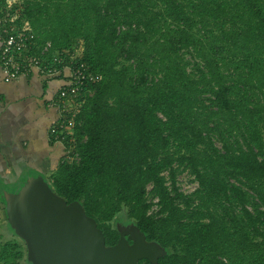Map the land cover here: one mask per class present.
<instances>
[{"label": "trees", "instance_id": "obj_1", "mask_svg": "<svg viewBox=\"0 0 264 264\" xmlns=\"http://www.w3.org/2000/svg\"><path fill=\"white\" fill-rule=\"evenodd\" d=\"M11 11L36 34L33 53L79 48L99 75L73 102L70 152L49 183L107 245L125 211L165 248L156 264H264V0H12ZM182 170L198 183L189 194ZM23 257L0 238V264Z\"/></svg>", "mask_w": 264, "mask_h": 264}, {"label": "water", "instance_id": "obj_2", "mask_svg": "<svg viewBox=\"0 0 264 264\" xmlns=\"http://www.w3.org/2000/svg\"><path fill=\"white\" fill-rule=\"evenodd\" d=\"M7 221L23 239L32 264H156L166 253L134 224H117V243L107 245L95 218L80 201L68 203L41 173L30 174L17 190L3 191ZM131 241V242H130Z\"/></svg>", "mask_w": 264, "mask_h": 264}, {"label": "crops", "instance_id": "obj_3", "mask_svg": "<svg viewBox=\"0 0 264 264\" xmlns=\"http://www.w3.org/2000/svg\"><path fill=\"white\" fill-rule=\"evenodd\" d=\"M66 81L65 75L51 77L37 67L10 79L0 62L1 240L6 241L1 226L9 224L3 191L19 189L30 174L51 175L66 153L65 142L55 141L50 134L60 116L56 96Z\"/></svg>", "mask_w": 264, "mask_h": 264}, {"label": "built area", "instance_id": "obj_4", "mask_svg": "<svg viewBox=\"0 0 264 264\" xmlns=\"http://www.w3.org/2000/svg\"><path fill=\"white\" fill-rule=\"evenodd\" d=\"M2 2L0 0V12H4L0 14V62L6 77L17 78L37 67L48 76L65 75L67 78L56 96L60 116L50 127L53 139L65 142L74 134V119L69 116L73 112L72 103L91 91L89 85L97 81L99 75L92 72L89 65L76 57L74 52H53L52 58L48 59L52 49L50 41L39 53H33L37 47L36 34L17 22V14L11 11L12 0H8L5 7ZM68 152L70 151L67 150L66 154Z\"/></svg>", "mask_w": 264, "mask_h": 264}, {"label": "rangeland", "instance_id": "obj_5", "mask_svg": "<svg viewBox=\"0 0 264 264\" xmlns=\"http://www.w3.org/2000/svg\"><path fill=\"white\" fill-rule=\"evenodd\" d=\"M22 25L31 28V25L28 22H24ZM73 52L75 53L76 57H79L81 52H82V50L79 49V48H76V49L73 50ZM185 59H186V61L188 63V69L190 70L192 68L193 63H194L193 57L191 56V54L186 53L185 54ZM218 146H221V145L218 143ZM165 174L167 175V173H165ZM50 176L51 175H47L45 178L49 181L50 180ZM177 181H178V185L181 188V190L184 193H186V194L191 193L192 191H194L198 187V183L196 182L194 176L188 170H182L178 174ZM154 201L156 202V199ZM156 209H157V205H153L151 211H154ZM126 221H127V219L125 217V211H122L121 213H119L115 217V219L111 222V224L112 225H116L117 223L127 224V223H125ZM129 223H131V222H128V224ZM1 227L3 229V233L6 236L5 237L6 240L20 242L21 248L24 250V257L20 261V264H29V262L27 261L28 260L27 259V248H26V244L23 241V239H21L15 233V231L12 229L10 224H5V225H3ZM0 230H1V228H0Z\"/></svg>", "mask_w": 264, "mask_h": 264}, {"label": "flooded vegetation", "instance_id": "obj_6", "mask_svg": "<svg viewBox=\"0 0 264 264\" xmlns=\"http://www.w3.org/2000/svg\"><path fill=\"white\" fill-rule=\"evenodd\" d=\"M125 223H127L128 224V222H125ZM117 224H119V223H117ZM131 242V241H130Z\"/></svg>", "mask_w": 264, "mask_h": 264}]
</instances>
